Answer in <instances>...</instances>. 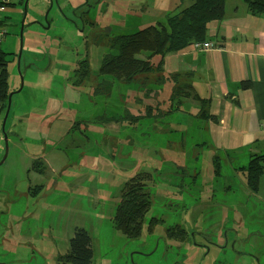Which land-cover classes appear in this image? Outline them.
<instances>
[{
    "label": "rangeland",
    "instance_id": "374dc122",
    "mask_svg": "<svg viewBox=\"0 0 264 264\" xmlns=\"http://www.w3.org/2000/svg\"><path fill=\"white\" fill-rule=\"evenodd\" d=\"M190 3L191 0H184L182 8ZM142 5L145 8L146 0H113L110 7L119 9L122 26L127 27L125 31L135 33L143 20L137 15ZM16 9L23 12L22 5ZM10 20L9 35L0 44V50L7 53L9 83L17 89L18 47H12L16 52L11 55L8 45L15 32V18L11 16ZM159 22L164 23V19ZM53 31L57 39L42 40L39 34L34 37V31L30 39L25 38L23 57L25 54L41 57L37 68L42 71L36 72L37 76L28 72L23 90L13 97L10 118L14 119V131L19 138L10 139L8 156L0 166V191L5 199L11 200L9 211L4 213L9 214L7 217L19 222L26 214L23 222L11 227L6 240L3 238V247L8 251L5 257H0L8 261L3 264H61L58 261L69 251L76 229H85L92 239L93 264H259L256 253L252 257L242 255L245 244L232 239L239 229L240 237L253 232L255 241L251 244L256 246L257 253L264 252V228L259 225L264 224L261 203L264 177L258 198H254L242 175L224 167L219 173L215 171L214 156L219 154L199 145L201 135L189 131L195 125L193 119L188 120L189 115L197 113L199 107L188 98L180 97L182 104L178 111L130 120L127 126L121 125L120 120L121 129L111 128L113 124L108 122L97 129L96 135V125L91 122L95 101L92 86L96 79L76 84L79 51L70 40L76 41L77 35L64 25ZM147 56L143 53L140 59ZM169 87L150 89L148 96L143 97V113L146 102L168 110L172 98ZM117 88H113L114 96L119 93ZM142 92L144 95L145 89ZM164 92L170 93L164 97ZM121 93L126 98L127 110L130 105H137L135 98L139 100L142 96L129 97L127 85ZM77 108L87 120L69 117L77 115ZM117 110L123 112L122 107ZM53 123L58 124L54 133L57 126L61 129L60 137L58 134L57 139L46 140L42 147L44 156L35 170L31 152L39 153V143L43 145L41 137L51 131ZM26 142L27 152L23 150ZM1 144L0 140V148ZM140 172L151 174L148 184L151 204L141 235L128 238L114 228L112 217L123 184ZM27 179L33 187L43 186L37 197L26 195ZM205 195L211 199L206 201ZM152 218L158 221L150 227ZM177 225L204 237L198 235L195 241L189 237L185 242L170 240L167 231ZM1 232L3 237V225ZM224 237L229 246L222 254Z\"/></svg>",
    "mask_w": 264,
    "mask_h": 264
},
{
    "label": "crops",
    "instance_id": "0c3cea01",
    "mask_svg": "<svg viewBox=\"0 0 264 264\" xmlns=\"http://www.w3.org/2000/svg\"><path fill=\"white\" fill-rule=\"evenodd\" d=\"M17 1L9 0L3 18L5 27L11 16L15 18V32L8 42L11 49L17 47L16 24L20 25L23 15L16 8L24 0ZM183 5L184 0H170L169 9L176 11ZM208 35L213 49L196 50L191 45L167 54L163 57L162 73L180 75L199 97L210 98V114L216 120L200 122L189 131L201 135L199 145L221 156L225 169L237 172L239 164H242L239 167L247 165L250 155L264 154V21L248 14L242 0H227L225 19L211 23ZM11 49L13 54L15 50ZM246 83L251 86L241 89ZM193 103L199 107L198 102ZM3 111L0 106V124ZM189 119L193 116L189 115Z\"/></svg>",
    "mask_w": 264,
    "mask_h": 264
},
{
    "label": "trees",
    "instance_id": "16d2710c",
    "mask_svg": "<svg viewBox=\"0 0 264 264\" xmlns=\"http://www.w3.org/2000/svg\"><path fill=\"white\" fill-rule=\"evenodd\" d=\"M176 1V0H173ZM246 6L247 13L251 16L259 17L264 21V0H242ZM24 2V1H23ZM227 0H191L190 5L171 11L163 16L164 23L159 22L147 29L142 36L136 38L118 37L117 44L122 47L117 56L113 57L115 64V72L118 77H125L126 81L130 80V72L136 71L138 74L148 75L150 73L162 72L163 57L170 53L183 51L194 43H207L209 38V25L213 22H222L226 15ZM170 0L168 3V9ZM4 24V22H3ZM143 53L148 56L140 59ZM12 55V54H11ZM158 58V63L153 64V59ZM7 54L0 50V106L6 107L9 93V71H8ZM178 74L166 75L164 80L177 79ZM163 77H156V83L162 84ZM142 85H146V78L142 81ZM241 89L245 90L251 86L246 83L241 85ZM187 92L183 98L191 97L193 101L200 104L196 116L203 121L216 120L210 114L211 100L210 98H201L188 86ZM148 92L145 91L143 97H147ZM176 94L183 95V88L174 91ZM234 97V95H231ZM174 98H171L173 101ZM232 102H236L234 98H229ZM168 110L162 109L157 103H144V113L141 116H129V121H139L144 118H153L161 112L167 114L178 111L174 100V104ZM155 107V108H154ZM164 108V107H163ZM154 113V114H153ZM112 127H115L113 124ZM215 171L220 172L221 159L220 156H214ZM40 159L35 160L34 169L41 164ZM236 171L246 179V185L251 192L258 193L260 180L264 177V154L250 155L246 166H237ZM151 181V174L141 172L131 175L123 184L120 199L116 206L112 223L114 228L120 230L128 238H138L141 235L143 221L150 208L151 200L148 192V184ZM157 219L152 218L149 226L152 227L157 223ZM169 239H178L184 241L186 232L179 226H175L167 231ZM92 239L85 229H76L74 237L71 240V247L66 256L69 264H92L93 263V247Z\"/></svg>",
    "mask_w": 264,
    "mask_h": 264
},
{
    "label": "flooded vegetation",
    "instance_id": "af4514ba",
    "mask_svg": "<svg viewBox=\"0 0 264 264\" xmlns=\"http://www.w3.org/2000/svg\"><path fill=\"white\" fill-rule=\"evenodd\" d=\"M43 4L41 5V10L39 13L33 16V21L41 26L42 32H46L48 36L51 32L52 35L51 40L57 39L58 36L55 35L53 29L59 28L61 25L67 27L70 31L74 32L77 35V40H70L72 46L75 47V50L79 51V61L78 66L75 71L77 85H83L92 79H96V83L93 84L92 96L94 97V105H92V114L93 118L91 122L95 124V134L97 135V129L101 125L109 124L108 122H112L115 124V127L121 129V125L127 126V122L129 121V116H141L143 115V92L145 89L146 92H151L150 89L157 88L165 90L170 88L171 86V94L174 91L183 88V95L176 94L172 97L179 102L180 97L184 96L188 91L186 87L190 86V91L193 92V87L189 83L188 80L177 78V79H169L168 81L164 80V76L166 74L162 72L150 73L148 75L138 74L136 71L130 72V80L129 82H125V77H118L119 74L115 72V64L113 63V57L117 56L122 49L121 46L117 44L119 40L118 37L121 38H136L138 36H142L145 32H148V27H151L153 22H159L163 16L169 12L168 3L169 0H146L147 5H142V9L137 13L140 20V29L135 33H127V27H123V21L119 17V9L112 10L110 4L113 0H43ZM151 5V6H150ZM144 14V15H143ZM147 20V21H146ZM145 31V32H144ZM42 32L39 34L42 36ZM43 40V39H42ZM77 43V44H74ZM34 45V44H31ZM36 48H33L35 50ZM29 62H38L41 57H37L36 55L29 56ZM158 58L155 57L153 59V64L158 63ZM163 77L162 84L156 83V77ZM142 77V78H140ZM146 78V85H142V80ZM141 79V80H140ZM128 87L129 97H137L138 95H142L139 100L137 98L134 99V103L137 105L129 106L128 110L126 108V98H123L121 90L124 86ZM160 86V87H159ZM115 87H118L119 93L114 96L113 92ZM148 88V89H146ZM167 93L164 92V97ZM127 97V98H129ZM188 99H191L189 97ZM171 98H169V102ZM102 104V106L100 105ZM174 104V100L171 101V106ZM182 102L180 101L176 107L180 110ZM118 107L123 108V112L120 114L117 110ZM200 107V104H199ZM197 113L192 114L193 119L195 121V126H199L200 122H207L200 120L197 116ZM78 118L80 121L84 118L83 113L79 111L77 108V115L74 116ZM118 119V120H117ZM121 120V125L118 126V123ZM78 121V120H77ZM57 123H53V127L51 131L47 133V139H57L58 134L60 137L61 129L57 126V131L54 133L53 130ZM58 125V124H57ZM80 125V123H78ZM60 127V126H59ZM111 128H113L111 126ZM126 128V127H125ZM94 130L91 129L90 135H93ZM127 139V138H126ZM103 140H106L105 138ZM220 156V155H219ZM221 157V156H220ZM248 163V162H247ZM223 166V161L221 160V168ZM235 172V171H234ZM141 173V172H140ZM237 174V172H235ZM262 180V178H261ZM261 180L259 191L261 187ZM28 183L27 194L37 197L40 190L43 189V186L36 185L33 187L31 181L29 179L26 180ZM246 187V186H245ZM248 188V187H247ZM258 191V193H259ZM214 193V192H208ZM258 193L251 192L250 194L254 195V198H258ZM209 199H211L208 195ZM4 197V196H3ZM5 199V198H4ZM7 200V199H6ZM14 200V199H12ZM11 201V200H9ZM8 200H3V210L8 209L10 206L8 205ZM14 200L13 203H15ZM261 203L264 205V198H261ZM261 228H264L263 223H259ZM178 226V225H177ZM180 227V226H179ZM182 228V227H181ZM183 229V228H182ZM186 232L185 241H189V237L192 240L195 239L196 236L204 235L199 234L198 232L189 233L185 229ZM231 230V229H230ZM231 232H233L231 230ZM234 233V232H233ZM242 231H236L234 233V237L232 239L233 242H242L245 244L244 251L241 252L242 255H246L249 257L255 256L254 253L257 254L259 264H261V260L264 258V252L261 250L258 253L255 251L256 246L254 247L251 242L255 241L254 233L249 232L246 237H240ZM226 236V235H225ZM225 247L222 252L225 253L226 249L229 246V241L227 237ZM173 240V239H170ZM178 240V239H174ZM173 240V241H174ZM195 241V240H194ZM183 242V241H179ZM250 244V248L248 245ZM93 247V243L91 242ZM260 250V249H259ZM70 251V249H69ZM69 251L58 261L61 264H69L65 259L68 255ZM94 255V249H93ZM20 262V261H19ZM93 264V263H92Z\"/></svg>",
    "mask_w": 264,
    "mask_h": 264
},
{
    "label": "water",
    "instance_id": "95a60500",
    "mask_svg": "<svg viewBox=\"0 0 264 264\" xmlns=\"http://www.w3.org/2000/svg\"><path fill=\"white\" fill-rule=\"evenodd\" d=\"M43 2H44L43 0H24L23 5H22L23 15L21 17L20 27H19L18 35H17V38H18L17 47H18V49H16V50H18V51L17 52L15 51L16 52L15 57L17 58V64H18L20 85H19V88L16 89L15 85H13L11 87V85L9 83V93H8V98H7V102H6V107L4 108V111L2 114V122H1V128H0V131H1L0 132L1 133V139L0 140L2 143L1 148H0V154H1L0 166L5 162V160L8 156L10 139L11 138H15V139L19 138V135L14 131V128H15V123H13L14 119L10 118V112H11V108H12V104H13V97L23 90V88L25 86V79H26L28 72H32L35 74L38 71H42V69L37 68V62L36 63L29 62L30 61L29 56H32L33 54H28V55L25 54V57H23L24 56L23 50H24V44H25L26 36H28L27 39H30L32 36L31 32L34 31V37H35V34H40L42 32L41 26L33 21V16L40 12L41 5L43 4ZM38 30H39V32H38ZM51 35H52V32H51ZM41 38L43 40H46V39L51 40V38H49L46 35V32L45 33L42 32ZM23 58H24V61H23ZM23 64H24V66H23ZM25 65L28 68H26ZM69 117H72L75 120H79L78 118L74 117L73 115H69ZM81 120H87V119L84 117ZM47 133H48V131L45 134L46 136L42 135V137H41L43 145L41 143H39V146H38L41 154L31 152V156L35 160L41 159V157L43 156V154L45 152V149L42 150V147L46 143ZM24 145H25V148H23V150H25L27 152L28 151L27 142ZM24 145L22 144V146H24ZM31 147H33L32 144H31ZM2 149H3V154L1 153ZM3 200L7 201L6 199H4V197L0 191V227H1L0 230L1 231H2V225H3V237H2V232L0 234V257H5L6 256L5 253H8V251H6V249L3 247V242H2L3 238H5V240H6V237L9 235V232L11 231V227L16 225V224L23 222L25 220V214H26V212L23 213L22 220H19V222H16L14 219L7 217V215H9V214H4V213H7V211H9V208L3 210ZM28 205H29V203H27V206ZM26 210H27V208H26ZM28 210H30L29 207H28ZM2 215H3V219H2ZM5 234H7V235L5 236ZM1 237H2V239H1ZM3 262L8 263V261L1 259L0 264H3Z\"/></svg>",
    "mask_w": 264,
    "mask_h": 264
},
{
    "label": "built area",
    "instance_id": "2783aa9c",
    "mask_svg": "<svg viewBox=\"0 0 264 264\" xmlns=\"http://www.w3.org/2000/svg\"><path fill=\"white\" fill-rule=\"evenodd\" d=\"M8 3H9V0H0V44H2V42L9 35L7 27H5V24H3L4 11H5L6 5ZM192 46L196 50H211V49H213V46L210 42H207L204 44L194 43Z\"/></svg>",
    "mask_w": 264,
    "mask_h": 264
}]
</instances>
